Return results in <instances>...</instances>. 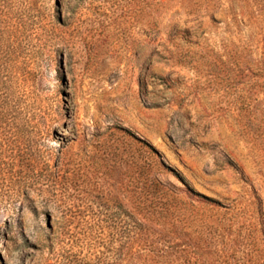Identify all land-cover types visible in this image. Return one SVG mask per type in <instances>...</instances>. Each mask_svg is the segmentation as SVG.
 Here are the masks:
<instances>
[{"label": "rangeland", "instance_id": "rangeland-1", "mask_svg": "<svg viewBox=\"0 0 264 264\" xmlns=\"http://www.w3.org/2000/svg\"><path fill=\"white\" fill-rule=\"evenodd\" d=\"M264 264V0H0V264Z\"/></svg>", "mask_w": 264, "mask_h": 264}, {"label": "trees", "instance_id": "trees-1", "mask_svg": "<svg viewBox=\"0 0 264 264\" xmlns=\"http://www.w3.org/2000/svg\"><path fill=\"white\" fill-rule=\"evenodd\" d=\"M134 264H137V263H134Z\"/></svg>", "mask_w": 264, "mask_h": 264}]
</instances>
